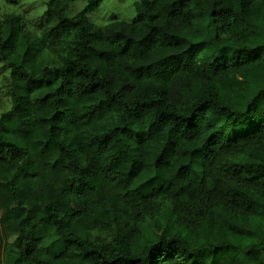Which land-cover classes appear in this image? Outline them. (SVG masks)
<instances>
[{"label":"trees","instance_id":"trees-1","mask_svg":"<svg viewBox=\"0 0 264 264\" xmlns=\"http://www.w3.org/2000/svg\"><path fill=\"white\" fill-rule=\"evenodd\" d=\"M102 1L0 0V264H264V0Z\"/></svg>","mask_w":264,"mask_h":264},{"label":"rangeland","instance_id":"rangeland-1","mask_svg":"<svg viewBox=\"0 0 264 264\" xmlns=\"http://www.w3.org/2000/svg\"><path fill=\"white\" fill-rule=\"evenodd\" d=\"M16 6L5 5L6 0H2V4L7 8L14 10L16 13H22L28 19L39 18L46 8L48 0H13ZM139 0H103L96 8L88 12L90 20L96 23H106L111 18L131 20L136 14L135 2ZM88 4V0H70L69 13L75 14L82 10Z\"/></svg>","mask_w":264,"mask_h":264}]
</instances>
